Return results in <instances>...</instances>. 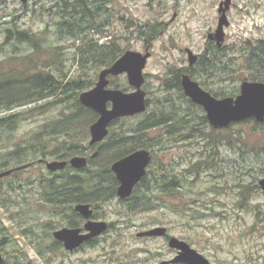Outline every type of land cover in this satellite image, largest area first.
<instances>
[{"label":"rangeland","instance_id":"obj_1","mask_svg":"<svg viewBox=\"0 0 264 264\" xmlns=\"http://www.w3.org/2000/svg\"><path fill=\"white\" fill-rule=\"evenodd\" d=\"M218 1L108 0V12L104 11V16L96 21L97 24L106 23L104 30L84 33L98 44L115 40L126 48L123 54L133 51L151 55L143 71L145 83L142 88L147 96V109L143 114L117 121L110 131L114 142L116 133L127 131L131 133L128 136H132L130 131L152 113L172 112L176 124L172 128L167 125L148 128L147 135L141 138L147 144L143 149L153 156V163L148 168L151 172L146 177L152 190L141 192L140 205L135 207L107 204L108 220L119 222L117 226L121 228H114L107 239L76 254L63 249L45 250L48 244L45 232L63 226L64 219L52 213L53 206H42L38 202L39 188L35 184L23 190L30 173L20 170L0 179V204L6 211L0 226L16 231L15 226L25 223L32 232L40 234L38 242L30 248L31 264H157L171 256L166 251L167 242L162 238L136 237V234L155 227L167 228L170 235L187 241L213 264H253L252 259L256 264L264 255V235L261 233L264 231V192L258 183L264 178V123L251 119L228 129H213L202 109L191 107L189 100L179 94L180 91L183 94L180 81L184 74L190 75L216 98L234 96L243 81L264 82V79L247 78L252 74L248 68L250 54L255 47L264 46V0H234L235 6L228 14L229 26L224 29V53L217 56V64L210 70L200 72L201 63L206 61L202 57L216 54L215 48L207 50V35L217 28ZM55 5L56 0H27L26 3L0 0L1 71L11 67L3 64L12 46L5 43L3 31L17 19L18 28L37 33L47 30L48 42L53 47H60L51 53V71L58 69L71 77L82 72L77 64L79 42L71 36L56 33ZM156 26L157 34L146 42L142 30ZM20 48L25 50L28 46L22 44ZM187 49L200 62L194 68L189 66ZM103 68L91 64L85 67L84 78L92 81L88 90L94 87ZM113 78L128 88L118 90H134L125 75L109 77L110 83ZM74 103L73 98H68L42 113L28 116L13 127H1L0 171L20 166L7 158L18 146L25 149L22 157L26 162L42 157L52 159L54 154L64 152L69 140L82 141L83 145L89 146L90 122L87 126L80 122L84 128H72L69 136L61 131L50 139L46 132L43 133L46 124H61L73 110ZM30 108L33 105L7 112L0 110V118ZM197 114L200 118L204 116L205 122L199 120ZM112 149L88 151L87 155L95 151L97 156L100 155L99 160H94L93 167L103 170L110 166L116 160H113L116 150ZM242 150H245L244 155L240 154ZM233 157L238 158L237 164L233 163ZM6 159L9 161L5 162ZM38 166L42 169L38 170V176L43 175L46 168ZM48 178L46 173L42 182L46 184ZM171 181L174 184H170Z\"/></svg>","mask_w":264,"mask_h":264},{"label":"trees","instance_id":"obj_2","mask_svg":"<svg viewBox=\"0 0 264 264\" xmlns=\"http://www.w3.org/2000/svg\"><path fill=\"white\" fill-rule=\"evenodd\" d=\"M107 2L108 0H56V5L54 7L55 11L53 13V16H55L58 21L56 33L60 36H71L79 42V45L77 46V64L82 72L78 73L76 77H71L68 73L62 72L58 69L55 72L51 71V61L53 58V54L51 53H54V51L60 47H53L48 42L46 38L47 30L43 33H37L33 32L31 29L18 28L16 23L17 19L11 27L5 28L3 31L5 43L12 44V46L10 47V53L7 55L8 59L3 64L11 67H7L3 71L0 70V110L7 112L32 105L33 108L1 117L0 128L13 127L19 121L26 119L28 116H31L34 113H42L54 104L64 103L68 98H73V101H75L73 110L69 115L64 117V121L61 124L45 125L43 133H47V138L53 139L54 136L59 135L61 131H63V134L69 136L71 135L70 132L72 128H84L80 125V122L85 124H89L90 122L91 125V122L96 120V113L84 108L78 100L81 92L86 89L88 90V88L92 86V81L86 77L84 78L83 72H85V67L89 64L98 68L109 67L126 50V48L119 45L115 40L111 39L104 44H98L95 40H91L84 36V33L89 30H97L100 32L104 30L106 23L97 24L96 21L98 18L104 16V11H107ZM139 29L141 30V28ZM142 31L146 38L145 41L149 42L151 37L157 34L156 32L158 31V28L156 26L148 29V31ZM22 44H26L28 49H21L20 45ZM262 52V46L255 47L252 52L254 66L256 63L258 65H256L257 70L255 73L257 74L254 75V80L264 79L261 78V73L264 74V59L262 57ZM202 58L206 60L203 59L205 62L200 65V69L202 70L208 71L214 64H217V55L215 53L213 56L209 54L208 57L203 56ZM198 64H200V62H198ZM110 85H112L110 86L112 89H128L115 81V78H113ZM178 87L180 90V86ZM179 94L184 98L181 91ZM57 97L58 99H56ZM187 102L191 107L196 108L199 111L201 110L197 105L192 104L190 101ZM197 118L205 122L204 116L200 118L197 114ZM83 119L86 121H83ZM175 120L176 118L172 112H159L147 115L143 121L130 131L133 132V139L128 142V145L132 146V148L124 155L118 153L119 150H117V148L112 149L113 151L116 150L113 160L120 159L121 157L135 151L136 148L146 147L147 144L141 138L147 135L146 130L148 128L163 125L172 128L176 124ZM117 121L112 124V128ZM167 122L170 124L168 125ZM115 135H118V133ZM112 136L113 134L110 132L109 139L104 142V145L109 146L114 144ZM82 143V141L69 140L68 144L65 143L68 147L64 149V151L71 149L74 152L79 145H83ZM105 150L106 149H101L100 152H104ZM24 152L25 149L18 146L11 154L7 155V158H11L20 166H24L26 164V160L22 157ZM74 154L79 153H76L75 151ZM99 156L100 155L93 158V160H99ZM7 161H9V159L5 160V162ZM107 168H109V166ZM1 172L2 171H0V173ZM149 172H151V170H148L147 175ZM162 177L167 179L166 176ZM97 182L99 183L100 181H97L96 179L87 182L79 181L78 185L80 193L78 194V199L81 200V193L84 192L83 186H88L89 184ZM172 182L173 181H171L170 184ZM66 187L67 186L62 188L63 191H60V194L66 199L74 198L73 193H71Z\"/></svg>","mask_w":264,"mask_h":264},{"label":"water","instance_id":"obj_3","mask_svg":"<svg viewBox=\"0 0 264 264\" xmlns=\"http://www.w3.org/2000/svg\"><path fill=\"white\" fill-rule=\"evenodd\" d=\"M26 3L27 0H19ZM231 0H225L220 4L218 10L219 18L217 28L212 34H208V39L214 40L217 47L224 43V28L229 26L226 12L229 9ZM189 66L196 64L198 57L190 50H186ZM150 53L141 54L133 51H126L109 67L103 68L98 75V80L94 87L88 91L82 92L79 97V103L98 115V118L89 127L90 141L93 146L103 141L109 135V126L114 121L134 117L146 110V93L143 90L145 78L143 71L146 67ZM125 75L132 92H123L118 89H110L109 77ZM184 95L192 103L201 106L206 114V118L214 129L220 130L227 128L232 123L241 122L253 118L258 123L264 122V84L260 82L243 81L240 84V94L236 98L224 97L221 99L213 97L205 91L196 81L192 80L187 74L181 77L180 81ZM151 155L148 150H137L124 158L115 161L111 165V170L115 174L120 186L117 190V196L125 199L131 194L133 187L146 174V168L150 164ZM69 163L77 169L85 168L87 160L84 157L75 156ZM65 162H49L47 169L56 171L63 169ZM26 166H20L13 170H21ZM13 170L0 173V179L12 174ZM261 189L264 191V178L259 181ZM83 217L90 215L87 206L79 205L76 207ZM105 223H90L86 226L90 234L78 236V232L62 230L54 233L55 239L61 241L64 247L72 251L79 247L83 241L96 236L106 229ZM166 229L162 227L153 228L136 235L142 237L163 236ZM170 248L179 249V255L171 263L184 262L188 264H209L208 261L192 249L188 244L171 237L168 241ZM162 262L159 264H167Z\"/></svg>","mask_w":264,"mask_h":264},{"label":"flooded vegetation","instance_id":"obj_4","mask_svg":"<svg viewBox=\"0 0 264 264\" xmlns=\"http://www.w3.org/2000/svg\"><path fill=\"white\" fill-rule=\"evenodd\" d=\"M224 1L225 0L218 1V4H217L218 10L220 8V4ZM234 6H235V2L234 0H231L229 9L226 12L227 19H228L229 12ZM207 38H208V35H207ZM208 40H209V44H208L207 50H209L210 48H215L217 56H222L225 50L224 43L221 47H217L214 40H210V39ZM262 57L264 59V46H263ZM252 59H253V56L251 53L248 59L249 60L248 68L250 70L249 73L252 71V74L247 77L248 79H254V75L257 74L255 73L257 70L256 68L257 63L254 66ZM192 67L194 68V66ZM193 68H192V71L194 70ZM200 72L202 73L203 70H201ZM263 72H264V67H263ZM261 78H264L263 73H261ZM247 81H250V80H247ZM250 82H254V81H250ZM255 82H260L264 84V82L262 81H255ZM239 94H240V89L237 91V93L234 96H229V97L236 98ZM198 107L202 109L200 106ZM251 119L252 121L256 122L255 119L250 118V119L243 120L241 122L232 123L227 128H223V129H228L229 127H235V125L237 126L239 125V123H242L244 121L248 122ZM111 127H112V124L109 126V133L111 131ZM128 134L130 133H128L127 131L118 133L117 139L114 142V144H111L109 146L104 145V142H106L109 139L108 137L104 139L103 141H101L100 143H97L93 146H90V145L89 146L87 145L79 146L77 150H74V152L71 149H67L66 151L60 154H54L53 158L49 160L42 157V158L37 159L36 161L26 162L25 164L26 167L23 169V171H27V173H30L31 175H27V177L29 176V178L26 179L27 184H25L23 190L35 184L39 188V192L37 193V196L39 197L38 202L42 206H53L55 209L52 211V213L60 215L64 219L63 226L59 228H52L50 232L49 231L45 232V236H47V240H48V244L45 246L46 251H50L53 249H58L61 251L63 249L65 252L69 254L70 253L76 254L78 252L83 251L87 247H95L101 241L107 239L108 237L106 238V236H109L114 228L116 229L121 228L117 226L119 225V222H111L110 220H108L107 218L108 212L106 211L105 206L110 203H117L118 205H123V206L130 204L129 207L138 206L140 205L138 201L141 198L140 197L141 192L152 190V184L147 183L146 177H147L148 169H146L147 171L145 175L146 177H142L141 180L133 187V190L131 194L129 195V197L125 199L119 198L117 196V190L120 186V183L118 182L115 174L111 170V165L119 159L112 162L109 168L99 170L93 167L94 166L93 158H96L97 156L96 151L93 152L91 155H87L88 151L90 150H96V149L101 150V149H107V148L109 149L117 148V150H119L118 153L124 155L127 151H129L132 148V146L128 145V142L131 141V139H133L131 138L133 137V135L128 136ZM141 149H143V147L136 148L135 151L141 150ZM75 151L76 153H79V154H74ZM244 152L245 150H242L240 154L244 155ZM75 156L84 157L87 160V166L81 169L74 168L69 163V161L71 158ZM125 156L121 158H124ZM49 162H65L66 165L64 166L63 169L51 171L47 169V166H46V164ZM233 163L237 164L238 158L233 157ZM38 165H42L44 166V168H46V171L43 175L38 176L39 171H42L41 167H39ZM46 173L49 175V178H48L47 183L45 184L42 182V179L46 177ZM93 179H96L97 181H100V182L89 184L88 186H83L84 192L81 193V200H79L78 194L80 192H79L78 182L79 181L87 182ZM172 180H173V177H172ZM171 184H174V183H171ZM65 186H67L66 188L69 189L71 193H73L74 198L66 199L64 198L62 194H60V191H63L62 188ZM165 189L169 193V190H167V188ZM172 189H173V185L170 186V190ZM261 191L263 190L261 189ZM79 205L88 207V211L90 212L89 217L85 218L82 216V214H80V212L76 208ZM0 213H2V217L0 216V222H3V220L5 219V214H6L3 204H0ZM9 220L12 221L11 218ZM90 223H93V224L105 223L107 227L100 234L90 237L86 241H83L79 247L75 248L72 251L67 250L64 247V244L61 241H58L57 239H55L54 237L55 232L62 231V230L76 231L78 232V236L79 235L80 236L89 235L90 232L89 230L86 229V226ZM15 228H18V230L14 231L13 230L14 228L7 227L5 225L0 226V264H31L30 248L31 246H33L34 243L38 242V239L40 238V234L36 232H32L31 228L28 227L25 223L24 225H21L19 227L15 226ZM162 228H165V227H162ZM165 229H166V233L163 236L151 237V238L144 237L145 239L162 238L164 241L167 242L168 248L166 249V251L169 252L171 256L168 257V260H162L159 263L168 262L167 264H188L184 262H177V263L170 262V261H173L174 258H176L179 255L180 250L176 248H170L168 246L169 239L174 236L170 235L167 228ZM261 233H263L264 235V231H262ZM144 238H140V239H144ZM174 238H177L178 240L185 242L191 247V245L187 241L181 238H178V237H174ZM198 253L201 254L200 252ZM201 255L208 261L209 264H213L203 254ZM250 262L254 264L255 261L252 259ZM256 264H264V255H262V257L259 258V261Z\"/></svg>","mask_w":264,"mask_h":264}]
</instances>
